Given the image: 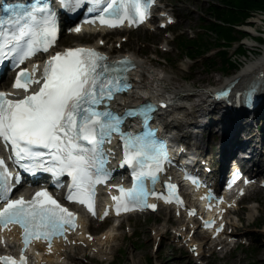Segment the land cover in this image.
Masks as SVG:
<instances>
[{
    "label": "snow or ice",
    "instance_id": "obj_1",
    "mask_svg": "<svg viewBox=\"0 0 264 264\" xmlns=\"http://www.w3.org/2000/svg\"><path fill=\"white\" fill-rule=\"evenodd\" d=\"M85 3L99 13L92 17V22L98 20L100 24L114 27L125 20L135 23L137 19H144L149 14L147 4L151 0L147 3L145 0H63V7L74 12ZM105 3L106 6H103ZM21 21L28 23L17 31L5 33L0 30V56L14 53L23 63L24 59L35 54L36 37H41L43 42L40 46L45 51L55 43L57 26L51 11L41 15L33 9L22 13ZM3 23L5 21L0 18V24ZM113 65L116 74L109 75L110 65L103 53L95 48H68L49 58L42 78H34L27 69H21L14 85L24 90L21 98L10 99L8 93L0 91V137L5 142H11L17 158L29 161L24 165L29 171L42 168L56 175L65 172L71 175L76 192L68 199H78L90 209L93 208L92 186L99 182V174H106L99 146L113 131H120L123 120L129 114L138 115L142 109L155 110L150 102L141 108L127 109L124 115L115 113L110 107H98L110 103L116 92L131 87L126 73L134 67V63L122 59L113 62ZM33 83L42 86L29 93L27 90ZM81 140L91 142L97 148L89 149ZM158 143L151 133L148 136L129 135L126 141L128 163L141 159L149 152L165 155ZM39 147L49 150L51 165L44 162L45 153L39 151ZM128 149H131L130 155ZM9 176L11 173L6 171L0 158V191L7 190ZM151 176L155 181L156 172H152ZM126 195L128 202L135 207L147 205L149 195L160 193L148 192L142 174L137 177V185ZM150 207L156 208L157 205ZM121 208L118 203L117 212ZM75 216L76 213L60 204L46 188L37 191L31 200H25L23 196L9 199L0 208V223H19L24 228L25 244L30 237L43 236L50 240L53 235L63 234L66 225L75 226ZM0 259L18 264L15 257Z\"/></svg>",
    "mask_w": 264,
    "mask_h": 264
},
{
    "label": "rangeland",
    "instance_id": "obj_2",
    "mask_svg": "<svg viewBox=\"0 0 264 264\" xmlns=\"http://www.w3.org/2000/svg\"><path fill=\"white\" fill-rule=\"evenodd\" d=\"M214 1L216 2V0L168 1L172 9H174V11L176 10L177 13L186 20L183 24H179V27L186 31L185 35L182 37L184 39H189V36L192 35L193 38L191 39L197 40V38L202 37L204 41L208 42V48L202 52L204 54L203 56L192 54V56H195V59L191 61L189 66L190 73L189 68L187 69V72L184 71L185 66H188L184 63L186 48L182 49L184 47L181 48L177 41L174 40L170 43L172 49L168 54L165 55L158 51L159 43L165 38L163 34L161 35L160 31L150 32L139 30L128 34L113 33L111 34L112 37H115L113 43H108L106 48H117V42L124 39L123 36H127L128 41L123 44L122 51L135 54L137 58H140L145 62V64L153 67L154 69L161 70V68H165V70L172 76L170 85L182 88L188 86L197 91L203 88H212V86H217L223 79L234 77L242 67L247 65L249 61L257 59L262 53L264 48V22L254 27L256 28V34L254 36L250 35L247 30L244 31L243 26L254 25L252 23L250 24L251 19L257 18L258 16L263 17L264 13L253 12L246 20V23L235 26L236 30L240 32H235L234 35L239 39L238 43L240 45L243 43L244 50L248 52L247 56L243 57L240 54L234 53L235 46H237L238 43L222 44L223 41L221 38H218L215 34H210L207 30H204V28H206V25L204 24L213 20V15L209 14L206 8H208L210 2ZM241 29H243V31H241ZM260 37L263 41L259 42ZM71 40L75 41L74 39ZM246 42H249L252 45H256L258 43L259 47H257L256 50H251V47H249ZM221 45H226L227 47L221 49ZM221 50L226 52L225 57L228 58L229 61H232L238 68L226 69L227 65L222 64L224 56L217 53ZM208 54L214 55H209L207 57ZM161 58L164 60V63H157V61L161 62ZM180 71L182 73H180ZM195 90L190 93L198 94L199 92ZM198 100V97L193 98L194 102H197ZM216 107L219 109L215 110L211 119L217 121H228L230 116L222 112L221 105L219 104ZM226 117L228 119H222ZM210 129L214 128L208 127V129H206L202 135L204 137L203 141L206 144L205 147L207 149L217 150L215 143L216 141L218 142L220 135L219 132L222 133L223 127H220L217 132L214 130L212 133H209L208 130ZM212 137L213 139H211ZM261 140L263 142L262 146H257L260 147L259 151L261 150V153L264 154V135L261 136ZM263 158L264 156H261L262 160ZM257 159L258 157H256V160ZM260 199L261 194L259 193L256 195V198L250 197L248 202H251L252 200L259 201ZM246 202L247 201L244 200L242 206L246 204ZM254 206L255 205L249 207L248 210L246 208L244 210L241 209L240 215L241 213L242 215L238 218L234 217L237 227V236L245 237L241 239V241L246 242L245 245L240 244L237 248L226 254L224 250L214 248L213 254L209 257L207 255L208 252L205 250L199 259L193 258L191 254L185 250L177 249L176 241L171 236L166 237L163 234L162 236H157L155 240V235L152 233L153 229H160V226L163 223L164 232L167 226L172 225V219L166 217V212L165 216H162V218L159 219H157L156 216H150L148 218L139 217L137 219L130 220L134 236L131 238H125L124 250L121 256L116 257L114 264H264L258 263V261H264V205H260V208H255ZM249 213H252L251 217H249ZM239 218L241 221H237ZM256 225H260L261 229L254 228ZM155 241L158 242L157 250L153 248ZM252 245H254L253 248H251ZM92 264L97 263L94 262Z\"/></svg>",
    "mask_w": 264,
    "mask_h": 264
},
{
    "label": "bare ground",
    "instance_id": "obj_3",
    "mask_svg": "<svg viewBox=\"0 0 264 264\" xmlns=\"http://www.w3.org/2000/svg\"><path fill=\"white\" fill-rule=\"evenodd\" d=\"M262 22H264V17L258 16L257 18H252L250 21V24H254L252 26H243L244 30H247V32L254 36L256 34V28L255 26L260 25ZM73 37L79 39L78 35H72ZM246 44L249 47H252V44L249 42H246ZM137 70L135 71L134 74V84H135V91L128 96V99L130 100H135L136 98L146 96L147 94H152V95H163L165 92H167L169 98H177L176 100H185L190 96V92L194 91L195 89H192L191 87H179V86H173L170 85L171 78L169 74L167 73L166 70H156L151 66L145 65V63L141 60H137ZM258 73H263L264 74V48L262 53L259 55V57L255 60H251L248 62V64L243 67L235 77V79H239V85H236V87H241L247 82L248 80H253V78L256 76ZM262 82V87H260V93L262 96H264V78L261 79ZM260 82V83H261ZM197 91V90H195ZM210 91L208 88H203L201 90H198L199 92L196 96L200 97L201 103L195 104V106L199 107L201 110L204 111V106H206V98L205 94ZM195 96V95H194ZM209 99V98H208ZM221 104V103H220ZM224 104V103H223ZM176 107V104L174 105ZM212 106V104L207 105L206 108H209ZM215 109H218L216 107ZM167 112L171 114H175L176 111H174L172 108H169ZM230 112V111H229ZM233 112L236 114L237 112ZM239 116V115H238ZM235 118V116H234ZM215 128V127H214ZM182 226H185L182 228ZM186 227H188L187 224H181L179 230L176 231V236L178 238V243L185 245L188 248H192V255L196 256L201 253V250L203 246L201 243L197 242L194 239V236L191 233V231H186ZM159 235V232L156 234V236ZM157 238V237H156ZM110 240V234L107 236V242ZM102 244V241L100 239L97 240L95 245H100ZM70 252V248H64L62 245L57 248V252L52 255H48L47 257H43L41 259L43 264H62L60 259L63 257L65 258L68 256Z\"/></svg>",
    "mask_w": 264,
    "mask_h": 264
},
{
    "label": "trees",
    "instance_id": "obj_4",
    "mask_svg": "<svg viewBox=\"0 0 264 264\" xmlns=\"http://www.w3.org/2000/svg\"><path fill=\"white\" fill-rule=\"evenodd\" d=\"M225 6L210 5L209 11L214 17L221 19L224 24L239 25L243 23L250 15V12L262 11L264 12V0H220ZM209 30L215 32L221 39L225 40L226 44L236 40L235 32H239L234 27H227L211 23ZM241 52H244L241 49ZM224 56V53H222ZM223 62H228L225 59ZM230 67H235L230 63ZM258 263H264L259 262Z\"/></svg>",
    "mask_w": 264,
    "mask_h": 264
}]
</instances>
